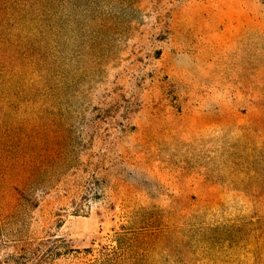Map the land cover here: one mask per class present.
<instances>
[{
    "label": "rangeland",
    "instance_id": "374dc122",
    "mask_svg": "<svg viewBox=\"0 0 264 264\" xmlns=\"http://www.w3.org/2000/svg\"><path fill=\"white\" fill-rule=\"evenodd\" d=\"M107 255L264 264V0H1L0 264Z\"/></svg>",
    "mask_w": 264,
    "mask_h": 264
},
{
    "label": "trees",
    "instance_id": "16d2710c",
    "mask_svg": "<svg viewBox=\"0 0 264 264\" xmlns=\"http://www.w3.org/2000/svg\"><path fill=\"white\" fill-rule=\"evenodd\" d=\"M1 2V0H0ZM29 177L27 176V174H24L22 176H17V183L19 184L20 188L22 189V193L24 192H27L30 190L31 186H30V182H29ZM118 248L119 250L122 249V245H121V242H119L118 240ZM125 262L123 263H120V264H124ZM97 264H119L118 263V258L117 257H109V255L106 256V258H104L101 262L97 263ZM129 264V263H127Z\"/></svg>",
    "mask_w": 264,
    "mask_h": 264
}]
</instances>
